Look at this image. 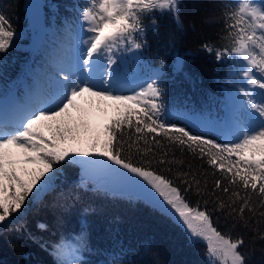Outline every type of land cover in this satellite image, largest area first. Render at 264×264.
Segmentation results:
<instances>
[{
    "label": "snow or ice",
    "instance_id": "snow-or-ice-1",
    "mask_svg": "<svg viewBox=\"0 0 264 264\" xmlns=\"http://www.w3.org/2000/svg\"><path fill=\"white\" fill-rule=\"evenodd\" d=\"M75 7L79 19L49 55L44 85L25 103L0 101V225L30 198L54 190L62 166L79 164L85 184L100 189L119 178L146 193L206 243L209 264H247L243 236L220 230L216 220L264 240V3L238 0L226 7L222 43L201 45L239 78L224 117L211 124L166 108L159 70L131 78L125 70V54L139 58L146 45L149 14H170L184 31L180 0H84ZM17 36L0 12V54ZM176 63L182 70L179 57ZM99 117L102 125L94 124ZM81 241L57 245V264H81Z\"/></svg>",
    "mask_w": 264,
    "mask_h": 264
},
{
    "label": "trees",
    "instance_id": "trees-1",
    "mask_svg": "<svg viewBox=\"0 0 264 264\" xmlns=\"http://www.w3.org/2000/svg\"><path fill=\"white\" fill-rule=\"evenodd\" d=\"M25 1L0 0V12L18 33L14 46L0 54V99L15 94L19 103L27 102L29 92L44 85L50 71L49 55L66 38L68 25L78 21L75 5L84 2L42 0V30L32 48L31 27H25ZM237 2L180 0L183 32L170 14L146 16L145 47L139 50V58L127 53L125 70L129 77L166 66L161 73L166 108L183 116L203 118L207 124L222 119L227 94L239 78L228 63L218 62L201 45L205 41L222 43L218 35L224 28V10ZM209 17L217 19L209 23ZM178 57L183 62L182 70L177 67ZM165 174L174 178V173ZM82 179L78 164L62 166L54 190L30 198L25 209L0 225V264H57V245L80 244L81 237L85 245L81 264H113L117 260L122 264H209L206 243L193 240L181 224L158 207L91 187ZM212 179L209 175L210 185ZM189 198L193 202L198 199L195 193ZM216 225L234 237L243 236L247 264H264V240L240 225L234 228L223 218L217 219Z\"/></svg>",
    "mask_w": 264,
    "mask_h": 264
},
{
    "label": "rangeland",
    "instance_id": "rangeland-1",
    "mask_svg": "<svg viewBox=\"0 0 264 264\" xmlns=\"http://www.w3.org/2000/svg\"><path fill=\"white\" fill-rule=\"evenodd\" d=\"M261 3H264V0H260ZM25 6H26V9H27V19L25 20V27L28 26V24L30 25L31 27V32H32V36L29 38L31 41H32V44L30 45L32 48L35 47V42L38 41V34L40 32V30H42V0H26L25 1ZM24 24V23H23ZM24 26V25H23ZM24 32V29L20 31V33H23ZM43 32L40 33V35H42ZM43 37V36H41ZM44 38V37H43ZM128 59H127V54H125V60H124V65L125 67L128 66ZM166 66H160V67H156L154 69V71L152 72H155L156 70H159L160 73L164 72L166 70ZM152 72H149V70H146L143 74L145 73H152ZM136 76V75H133V77ZM30 86V85H29ZM33 87V86H32ZM41 87V86H39ZM27 100H28V97H27ZM0 101L3 102V104L5 105V107H8L10 106L11 104H13L14 102L16 103H19L18 102V98L15 94L13 95H10L8 97V99H3L1 98ZM193 116V115H191ZM197 118H200V117H197ZM104 122V118L103 117H99L97 119H95L93 121L94 124H101ZM186 123V122H185ZM199 129V128H197ZM200 130V129H199ZM197 131V130H196ZM207 135H211V136H215L217 135V133L215 131H208L206 133ZM223 139V138H221ZM79 165V164H78ZM80 166V169H81V172H82V177L84 178V172H83V169ZM29 168H33V167H36L34 165H29L27 166ZM82 182H83V179H82ZM89 186L91 187H95L93 186L92 184H89ZM101 189H104V190H107L113 194H120V195H124L126 197H130L132 199H142L146 202H149L153 205H155L150 197L146 194V193H143L142 191H140L135 185H132L130 183H126L122 180H120L119 178H114L109 184L107 187H104V188H101ZM156 206V205H155ZM183 227V226H182ZM184 228V227H183ZM185 229V228H184ZM187 232V231H186ZM188 233V232H187ZM189 234V233H188ZM191 237V236H190ZM192 238V237H191ZM193 239V238H192ZM193 240H196V239H193ZM203 242V241H202ZM205 243V242H204ZM208 258V256H207ZM209 260V259H208Z\"/></svg>",
    "mask_w": 264,
    "mask_h": 264
}]
</instances>
